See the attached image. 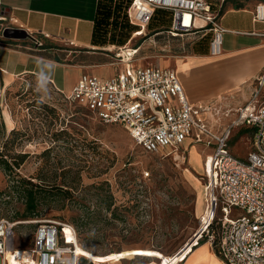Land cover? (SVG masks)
Listing matches in <instances>:
<instances>
[{"label":"rangeland","instance_id":"rangeland-1","mask_svg":"<svg viewBox=\"0 0 264 264\" xmlns=\"http://www.w3.org/2000/svg\"><path fill=\"white\" fill-rule=\"evenodd\" d=\"M256 3L231 0L220 11V25L227 30L222 48L227 45L225 38L234 36L230 30L264 32V23L252 22ZM229 4L243 11H227ZM125 16H120V23L131 27ZM170 26V13L156 10L145 35L133 38L131 32L121 44L124 37L115 34V44L109 45L126 47L124 59L130 48H138L133 64L141 68L177 71L179 62L192 56L187 47L198 42L202 48L208 46V51L199 52L210 57V35L199 41L165 34L153 37ZM37 83V76L9 80L0 73V152L10 164L21 162L11 172L0 169V220L26 222L15 228L16 248L31 245L36 221L53 220L74 229L79 225L77 248L84 254L81 260L90 264H186L199 246L209 247L214 255L211 264H222L216 240L221 213L215 214L208 233L201 228L209 200L204 168L212 144L187 147L184 143L178 152L145 153L121 127L101 123L49 83L47 92L38 91ZM220 97L222 110L205 112L212 133L230 123L240 104L231 94ZM253 136L248 127L234 128L228 150L244 158ZM5 141L7 145H2ZM28 191L36 195L34 216H27ZM242 213L232 209L230 218ZM198 235L193 247L183 249Z\"/></svg>","mask_w":264,"mask_h":264},{"label":"built area","instance_id":"built-area-1","mask_svg":"<svg viewBox=\"0 0 264 264\" xmlns=\"http://www.w3.org/2000/svg\"><path fill=\"white\" fill-rule=\"evenodd\" d=\"M226 1L229 0H130L126 16L136 27L134 38L139 33L145 35L156 10L167 11L171 15L170 29L155 36L165 34L199 41L210 35V56H218L222 35L226 33L219 16ZM255 1L252 22L264 23V0ZM6 22L0 14V24ZM33 43L41 46L38 41ZM130 49L131 55L126 59L115 55L123 64L121 72L110 79L81 76L64 97L88 109L101 123L121 127L145 153L178 152L187 140L212 144L213 154L204 168L209 200L202 231L208 233L219 211L222 216L217 252L224 264H264V71L255 79L249 101L235 110V120L217 134L208 129L203 119L209 108L187 101L173 69L135 67L133 58L138 48ZM238 126L254 132L252 150L244 159L227 148L231 130ZM232 209L244 213L230 218ZM25 223L0 220V264L80 263L73 226L53 220L36 221L31 245L19 249L15 246V228ZM199 238L198 235L183 249L193 247ZM210 239L212 242L213 237Z\"/></svg>","mask_w":264,"mask_h":264},{"label":"crops","instance_id":"crops-1","mask_svg":"<svg viewBox=\"0 0 264 264\" xmlns=\"http://www.w3.org/2000/svg\"><path fill=\"white\" fill-rule=\"evenodd\" d=\"M98 1L0 0V14L7 19L6 23L0 24V73L9 80L25 76L39 77L40 74L50 76L47 83L64 95H69L81 76L110 79L121 72L123 64L115 55L116 52L120 56L126 54L128 49L93 42ZM230 1H226L222 9ZM226 9L243 11L233 9L231 4ZM5 29L22 30L28 38L5 39L2 37ZM230 31L234 36L225 38V48H222V40L220 57L213 59L208 53L199 52L203 48L198 42L187 47V53L190 52L192 56L179 62L175 72L191 105L203 106L212 112L218 111L217 108L222 110L219 106L223 103L220 97L223 94H231L239 100L236 109L249 101L255 79L264 71V37L260 36L264 32ZM159 32H154L153 37ZM33 41H38L41 46L36 47ZM206 115L203 113V119ZM235 118L234 113L233 119L221 132ZM185 143L187 147L196 144L191 140ZM211 149L206 157L212 156L213 147ZM201 256L205 258L204 261H196ZM213 256L208 246H199L186 264L193 261L196 264H211Z\"/></svg>","mask_w":264,"mask_h":264},{"label":"trees","instance_id":"trees-1","mask_svg":"<svg viewBox=\"0 0 264 264\" xmlns=\"http://www.w3.org/2000/svg\"><path fill=\"white\" fill-rule=\"evenodd\" d=\"M128 4H129V0H99L98 1L96 17L93 27V36H92L94 43L100 45L115 44L114 39H115V34H117L118 36L124 37V40L121 42V44H124L128 39L130 33L136 31V27L134 26L130 27V25H128L127 22L121 24L119 21L121 15L123 17L125 16V9ZM207 36L208 35H206L203 39L207 38ZM207 47L208 46H203V49L206 50ZM10 134H12V131H10ZM2 145H7V141H5ZM5 156L6 155L0 152V169H2L5 172L6 171L11 172L13 168L15 169L19 168L21 162L13 161L14 163L10 164V162ZM19 158L21 157L17 156V159ZM29 184L30 183H28V185ZM109 200H111V198H109ZM26 203H27L26 206L28 212L27 216H34L37 206L36 195L34 192L32 191L27 192ZM78 227L79 225L77 224L75 228V232ZM83 263L90 264L87 261L80 260L79 264H83Z\"/></svg>","mask_w":264,"mask_h":264},{"label":"water","instance_id":"water-1","mask_svg":"<svg viewBox=\"0 0 264 264\" xmlns=\"http://www.w3.org/2000/svg\"><path fill=\"white\" fill-rule=\"evenodd\" d=\"M2 37L5 39H17V40H23L28 38V35L26 32L22 30H17V29H5L2 33ZM179 253L175 255L178 256ZM174 257V258H175Z\"/></svg>","mask_w":264,"mask_h":264},{"label":"clouds","instance_id":"clouds-1","mask_svg":"<svg viewBox=\"0 0 264 264\" xmlns=\"http://www.w3.org/2000/svg\"><path fill=\"white\" fill-rule=\"evenodd\" d=\"M50 78V76L45 77L43 74H40L38 77L37 90L47 92V82Z\"/></svg>","mask_w":264,"mask_h":264},{"label":"bare ground","instance_id":"bare-ground-1","mask_svg":"<svg viewBox=\"0 0 264 264\" xmlns=\"http://www.w3.org/2000/svg\"><path fill=\"white\" fill-rule=\"evenodd\" d=\"M76 253H77V255H78L79 257H82V256L84 255L83 252L77 248V246H76ZM91 263H92V262H91ZM169 263H170V262H169ZM169 263H167V264H169ZM170 264H171V263H170Z\"/></svg>","mask_w":264,"mask_h":264}]
</instances>
